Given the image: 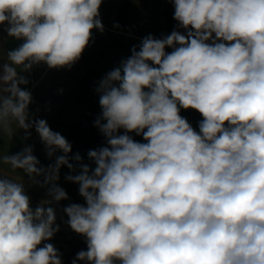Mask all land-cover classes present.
<instances>
[{"label":"clouds","instance_id":"obj_1","mask_svg":"<svg viewBox=\"0 0 264 264\" xmlns=\"http://www.w3.org/2000/svg\"><path fill=\"white\" fill-rule=\"evenodd\" d=\"M169 2L173 31L144 37L98 82L106 145L88 151L89 164L30 118L18 69L71 67L104 31L102 0H0V29L23 41L0 63V136L34 128L56 157L46 169L30 145L0 157L43 175L51 197L33 210L24 184L0 176V264H62L43 243L60 230L45 205L68 199L62 166L85 201L63 208L87 242L73 264H264V0ZM181 109L201 114L198 132Z\"/></svg>","mask_w":264,"mask_h":264},{"label":"rangeland","instance_id":"obj_2","mask_svg":"<svg viewBox=\"0 0 264 264\" xmlns=\"http://www.w3.org/2000/svg\"><path fill=\"white\" fill-rule=\"evenodd\" d=\"M104 31H92V39L84 49L81 57L71 67L49 68L47 64L34 65L30 71H19L29 81L22 88L31 92L32 102L29 106L30 118L44 119L54 132H59L72 146L70 157L79 153L83 163L88 160L89 150L106 145V140L95 126V120L101 113L99 94L96 92L98 82L107 73L120 66L121 61L131 55V49H137L142 39L148 35L162 38L176 27L174 6L169 0H102L99 9ZM119 25V27H116ZM23 41L8 37L0 29V63L8 62L7 52L17 48ZM171 52L172 49H166ZM180 115L187 119L198 132L199 122L203 119L194 109H181ZM13 134L0 136V157L15 155L25 146H32L33 155L45 169L55 163V156L49 158L45 145L35 129H30V136L23 129L13 124ZM123 134L124 130H120ZM139 142H145L142 136L130 133ZM57 152L56 156L62 155ZM75 165V161H70ZM94 167V164L92 165ZM77 167V172H78ZM67 166H62L57 184L63 188L68 199L59 203L52 201L46 207L56 210V224L59 231L51 243L60 254L62 264H73L81 250H87L86 237L74 232L67 223L68 217L63 208L72 204H85L79 194V185L66 179L75 175ZM0 176L23 183L26 194L30 197L33 210L44 201L51 200L48 186L44 185V176L30 178L23 170L13 169L10 164L0 161ZM43 185V186H42ZM43 243L40 246H43ZM76 264H87L76 261ZM119 264V262H117Z\"/></svg>","mask_w":264,"mask_h":264}]
</instances>
